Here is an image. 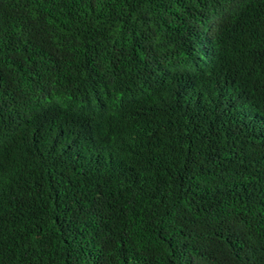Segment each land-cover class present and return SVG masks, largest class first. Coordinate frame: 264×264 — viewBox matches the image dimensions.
Listing matches in <instances>:
<instances>
[{"label":"trees","instance_id":"trees-1","mask_svg":"<svg viewBox=\"0 0 264 264\" xmlns=\"http://www.w3.org/2000/svg\"><path fill=\"white\" fill-rule=\"evenodd\" d=\"M0 264H264V0H0Z\"/></svg>","mask_w":264,"mask_h":264}]
</instances>
